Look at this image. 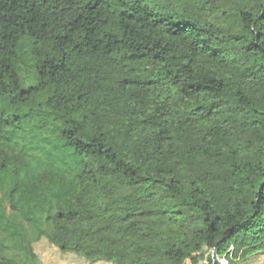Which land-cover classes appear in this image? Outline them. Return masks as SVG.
I'll list each match as a JSON object with an SVG mask.
<instances>
[{"label": "trees", "instance_id": "trees-1", "mask_svg": "<svg viewBox=\"0 0 264 264\" xmlns=\"http://www.w3.org/2000/svg\"><path fill=\"white\" fill-rule=\"evenodd\" d=\"M263 264L264 0H0V264Z\"/></svg>", "mask_w": 264, "mask_h": 264}, {"label": "rangeland", "instance_id": "rangeland-1", "mask_svg": "<svg viewBox=\"0 0 264 264\" xmlns=\"http://www.w3.org/2000/svg\"><path fill=\"white\" fill-rule=\"evenodd\" d=\"M36 250L40 255V259L43 264H106V263H86L73 255L62 254L56 248L52 247L49 243L43 241L36 245ZM207 252L206 247H202L199 250H193L191 257L187 261V264H204L202 255ZM264 264V259H263ZM224 264H227L223 260Z\"/></svg>", "mask_w": 264, "mask_h": 264}]
</instances>
